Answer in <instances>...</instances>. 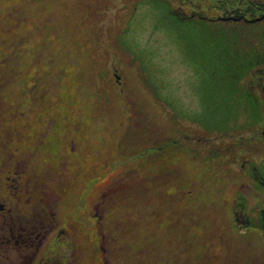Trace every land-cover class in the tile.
Instances as JSON below:
<instances>
[{
    "label": "rangeland",
    "instance_id": "obj_1",
    "mask_svg": "<svg viewBox=\"0 0 264 264\" xmlns=\"http://www.w3.org/2000/svg\"><path fill=\"white\" fill-rule=\"evenodd\" d=\"M169 1L183 20L160 0H0V203L9 207L0 264L24 263L26 250L13 246L21 234L6 228L25 218L76 243L77 264H264V187L243 170L264 169V129L222 136L204 126L203 106L229 99L218 50L231 47L185 22L240 30L232 43L247 55L262 37L251 30H264V0ZM259 47L242 82L264 101ZM146 145L162 160L184 158L175 176L163 173L168 183L133 162ZM30 152L60 193L52 214L35 210L31 185L16 192L3 165Z\"/></svg>",
    "mask_w": 264,
    "mask_h": 264
},
{
    "label": "trees",
    "instance_id": "obj_2",
    "mask_svg": "<svg viewBox=\"0 0 264 264\" xmlns=\"http://www.w3.org/2000/svg\"><path fill=\"white\" fill-rule=\"evenodd\" d=\"M160 1H162V3H164L165 5H167V8L169 9L170 13L173 16H175L179 20H183L181 19L182 17L178 13H176L175 7L172 5V3L169 0H160ZM137 3L138 1L136 3L133 2V5L130 10H133V7H136ZM126 22H128V18ZM185 22H188V24L203 23L204 25H206L207 27L206 32L209 34V37L211 39L215 38L217 39V41L223 40L225 42V45L228 44V46L230 45L231 47L229 49L223 48L224 50H218V54L220 56L219 60L223 62V68L219 71L222 74L218 73V76L220 75L219 85L221 87H224L225 90H229V94L227 96L229 99L222 103L210 104L207 105L206 107L203 106L206 110H209L206 111V114L204 113L203 116V119L206 122L204 123V126H206L208 130H211L216 134H222V136L223 134H227V135L232 134V132L237 133L240 129L243 130L249 127L251 128L261 127L260 130L264 129V115L262 112L264 108V101L258 98L256 95L251 94L248 90H246L242 82L248 76L252 67H256L255 66V63L257 62L256 57L260 53L259 46L264 47V32H263L264 30L261 28L257 30L255 29L251 30L252 32H255L257 35L260 34L262 37L259 39L258 47L254 48L252 52L246 55L243 51H240V49L239 50L238 48L236 49L235 47L236 45L234 46V43H232L235 39L241 41L240 40L241 38L239 37L240 35L239 33L241 32L240 30L229 29L224 25H220V24L217 25L212 22H210L212 24H208L205 20L202 19H196V20L190 19L189 21L187 20ZM217 41H214L215 46ZM114 46L118 48L119 51H122L125 54V56L129 58L127 54L128 49L125 48L121 37L119 39H117L116 37L114 41ZM238 46L239 44H237V47ZM230 49L232 50V52L229 54ZM221 75L224 76L222 79H221ZM87 90L88 89L85 90L86 91L85 96L88 98L89 101H91L92 99H90V95H92L93 93H88ZM153 93L155 94V92ZM153 93L151 94L153 95ZM158 94L159 93L156 94V98ZM175 113L177 114V112L174 110L171 113H168L169 115L168 118H170L171 122L173 120V116ZM238 120L240 123L242 122V120L244 121L243 122L244 124L241 125L240 128H239L240 123L238 122ZM6 125L7 124H3V129H7ZM12 132L13 129L11 133ZM238 137L239 138L235 139L237 146H239L241 142L244 141L242 139V136L238 135ZM160 149L161 148H158L157 146L146 145L143 149L138 150V153L135 155L133 162L137 161L138 164L145 165V167L149 168L150 172H152L153 168H155L159 173L160 181L166 178L165 183H168L167 177L163 173L166 172L168 175H170V177L175 176V173L178 172L179 169L181 168V164L183 162L182 160L184 158L178 157V155H176L173 161L162 160L160 156L161 155L160 152H157V150ZM0 150H1V145H0ZM33 154L34 152H30L27 157L25 156L20 158H18L17 156L13 157L12 155L10 161L3 162V165L4 163H6L4 166L10 170L9 172H11V175L13 176L12 180L15 181L13 188L16 190V192L21 190V185H19V183L24 182L25 184H27V186L31 185V188L30 189L28 188L26 190V195L28 194L29 196L32 197V205H35L34 206L35 210L40 211L44 209L45 210L50 209L51 210L50 214H52L54 208L57 205V202L61 199L60 193L56 191L57 187L53 185L54 183L51 185V183L49 182V178H48L49 174H46L45 169H43L42 171L43 173L41 171L40 173L36 171V169L38 170L40 168V165L38 160L36 158H33ZM56 156L58 158H56L55 160L59 161L61 167L65 162L63 157L65 158L66 155L62 156V158L61 156H59V154ZM153 156H157L161 158L160 159L161 161L153 164L152 160L154 159H151ZM177 158L178 160H176ZM261 166L262 165L259 162L251 161L249 163H246L245 167H243L244 168L243 170L246 169L245 173L248 175V177L253 179L255 181V185H257V187H259L260 189L264 187V176H263L264 169L262 170ZM0 167H1V163H0ZM54 179L58 180V177L56 176ZM54 179H50L51 182ZM170 179L175 180L173 178ZM144 182L147 183L145 180ZM128 190L136 192V190H139V187H135V188L130 187V189L128 188ZM135 194L137 195V193ZM49 219H53V218H49ZM52 223L53 221L51 222V224Z\"/></svg>",
    "mask_w": 264,
    "mask_h": 264
},
{
    "label": "flooded vegetation",
    "instance_id": "obj_3",
    "mask_svg": "<svg viewBox=\"0 0 264 264\" xmlns=\"http://www.w3.org/2000/svg\"><path fill=\"white\" fill-rule=\"evenodd\" d=\"M14 207L18 208L19 203L18 206L15 204ZM8 208L9 207H7L5 203H0V211H7ZM19 211V209H15L12 213L16 216H20V219L22 220L26 215L22 211L19 213ZM25 220H22L24 224L18 222V225L12 223L11 226L8 225L7 228L5 227L6 231L8 229H11L12 231L18 230L16 232L21 234L20 237L15 239L13 246L15 248L17 247L26 250L22 251V253L26 254V257L23 258V264H77L79 246L77 247L76 243L62 242V233H59L60 229H56V226L54 225L50 227L48 225V220L47 222L44 221L43 225L45 227H29V220L26 218ZM27 228L28 234L26 233ZM46 244L47 246H45Z\"/></svg>",
    "mask_w": 264,
    "mask_h": 264
},
{
    "label": "bare ground",
    "instance_id": "obj_4",
    "mask_svg": "<svg viewBox=\"0 0 264 264\" xmlns=\"http://www.w3.org/2000/svg\"><path fill=\"white\" fill-rule=\"evenodd\" d=\"M6 1H8V0H6ZM86 93V91L85 90H83V94H85ZM80 99H81V97H80ZM81 100H83L84 101V103H90L89 102V100L88 101H86V100H84V99H81Z\"/></svg>",
    "mask_w": 264,
    "mask_h": 264
}]
</instances>
